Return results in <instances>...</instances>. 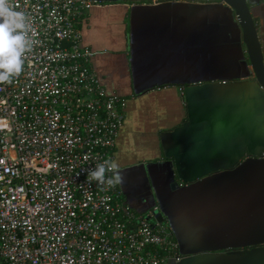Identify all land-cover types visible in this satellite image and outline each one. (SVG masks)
<instances>
[{
  "label": "crops",
  "instance_id": "0c3cea01",
  "mask_svg": "<svg viewBox=\"0 0 264 264\" xmlns=\"http://www.w3.org/2000/svg\"><path fill=\"white\" fill-rule=\"evenodd\" d=\"M77 26L126 100L114 162L137 214L155 211L176 264H264V90L221 0H94ZM264 58V0H247Z\"/></svg>",
  "mask_w": 264,
  "mask_h": 264
},
{
  "label": "built area",
  "instance_id": "2783aa9c",
  "mask_svg": "<svg viewBox=\"0 0 264 264\" xmlns=\"http://www.w3.org/2000/svg\"><path fill=\"white\" fill-rule=\"evenodd\" d=\"M34 40L0 84V264H176L155 211L135 213L87 171L114 161L126 100L109 94L77 21L94 0H9ZM112 173H106V179Z\"/></svg>",
  "mask_w": 264,
  "mask_h": 264
},
{
  "label": "clouds",
  "instance_id": "9594fccd",
  "mask_svg": "<svg viewBox=\"0 0 264 264\" xmlns=\"http://www.w3.org/2000/svg\"><path fill=\"white\" fill-rule=\"evenodd\" d=\"M31 25L24 12L16 11L9 0H0V84L11 83L24 68V58L35 43L29 37ZM106 173L113 175L106 179ZM87 183L114 188L123 185L124 176L118 171V164L105 160L87 171Z\"/></svg>",
  "mask_w": 264,
  "mask_h": 264
},
{
  "label": "water",
  "instance_id": "95a60500",
  "mask_svg": "<svg viewBox=\"0 0 264 264\" xmlns=\"http://www.w3.org/2000/svg\"><path fill=\"white\" fill-rule=\"evenodd\" d=\"M235 14L242 33L249 64L255 81L264 90V58L257 26L247 0H221ZM158 221H161L155 217Z\"/></svg>",
  "mask_w": 264,
  "mask_h": 264
},
{
  "label": "trees",
  "instance_id": "16d2710c",
  "mask_svg": "<svg viewBox=\"0 0 264 264\" xmlns=\"http://www.w3.org/2000/svg\"><path fill=\"white\" fill-rule=\"evenodd\" d=\"M255 24H257L256 20H255Z\"/></svg>",
  "mask_w": 264,
  "mask_h": 264
}]
</instances>
